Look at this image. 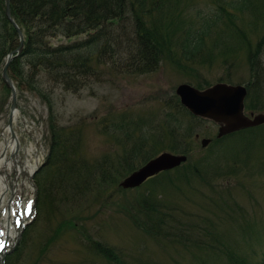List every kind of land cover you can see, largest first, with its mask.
Listing matches in <instances>:
<instances>
[{"label":"rangeland","instance_id":"rangeland-1","mask_svg":"<svg viewBox=\"0 0 264 264\" xmlns=\"http://www.w3.org/2000/svg\"><path fill=\"white\" fill-rule=\"evenodd\" d=\"M153 1L160 3L153 25L162 29L163 38L169 34L171 58L143 74L117 73L109 62L103 82L78 94L55 88L49 100L59 125L71 126L79 137L72 159L88 164L79 173L53 166L41 175L44 197L39 200L38 195L36 216L17 233L19 241L4 264L263 263L264 126L216 143L218 125L195 121L186 109L183 113L174 107L176 90L184 84L199 90L220 82L248 88L257 71L252 68L264 67V0H252L250 9L233 18L240 35L219 9L228 0ZM62 39L52 42L67 43ZM13 43L0 23V51L13 49ZM6 56L0 58V140L11 110V92L1 79ZM16 67L27 63L21 59ZM48 85L42 84L45 91ZM47 100L26 85L18 87L14 130L23 159L26 147L35 145L38 159L34 154L31 159L38 160V167L49 155ZM169 113L181 125L169 124ZM123 119L137 127L130 139L124 128H112ZM188 128L195 131L193 142L186 137ZM203 138L213 139L212 144L202 148ZM134 144L142 157L132 171L164 151L186 154L188 160L140 188L120 191L116 183L109 184L110 163L116 161L123 172L118 179H124L129 172L118 159L127 158ZM103 167L105 193L99 191ZM59 172L65 179L58 184L54 173ZM23 177L19 179L29 187ZM23 198L20 204L26 205L32 188L23 189ZM6 206L1 207L0 224L6 223ZM13 207L17 213L18 205ZM146 215L150 221H144ZM12 221L17 224L18 217Z\"/></svg>","mask_w":264,"mask_h":264},{"label":"trees","instance_id":"trees-1","mask_svg":"<svg viewBox=\"0 0 264 264\" xmlns=\"http://www.w3.org/2000/svg\"><path fill=\"white\" fill-rule=\"evenodd\" d=\"M10 2L13 18L25 31V47L22 55L12 62L9 68L10 76L17 87L26 85L42 98L48 99L49 103V155L44 167L37 174L40 200L45 194L41 175L47 168L58 166L64 172L76 168V173H79L81 168L88 164L72 159L79 137L71 126L59 125L54 103L49 100L55 88L78 94L92 84L103 82V68L109 62L117 73H150L163 59L171 58L169 55L174 52V46L171 47L169 34L165 32L163 38L162 29L153 25V12L158 4L153 0H10ZM251 2L253 1L228 0L225 6L219 8L236 27L238 35L242 29L233 18L236 14L245 13L250 9ZM159 5L160 3L158 7ZM0 23L3 24L6 34L11 35L15 49L19 39L5 16V0H0ZM62 37L67 39V43L52 42L57 38L63 40ZM242 38L245 39L244 33ZM13 49L11 47L9 51ZM9 51L6 53L0 51V58L6 56ZM21 59L27 63V67L23 69L16 67ZM252 69L257 71L254 79L252 78L248 84L246 108L252 112L264 111V88H262L264 67ZM45 82L49 84L48 91L43 89L42 84ZM175 99L174 109L184 113L185 109L176 97ZM167 120L169 124L179 122L172 113L168 114ZM193 120L202 121L195 117ZM120 123L115 121L117 125L112 124V128H124L130 139V134L137 128L136 125L125 124L124 119ZM251 130L225 137V140ZM194 132L188 128L186 137L192 139ZM221 141L223 140L214 142ZM135 147L136 144L127 158L118 159L125 165V171H132L135 162L142 157L136 153ZM110 167L112 173L107 174L110 179L109 184H117L118 177L123 172L117 170L116 161L110 163ZM100 173L99 191L105 193V167L100 169ZM54 178L59 184L60 181H64L65 174L54 173ZM50 184L53 185V181ZM77 185L76 183V188ZM41 202L43 203L42 200ZM149 204L153 206L151 202ZM140 212L144 214L146 208ZM150 220L149 215H146L144 221Z\"/></svg>","mask_w":264,"mask_h":264},{"label":"water","instance_id":"water-1","mask_svg":"<svg viewBox=\"0 0 264 264\" xmlns=\"http://www.w3.org/2000/svg\"><path fill=\"white\" fill-rule=\"evenodd\" d=\"M5 1L6 17L16 29L20 39L19 47L8 54L2 71V79L11 90L12 94L11 114L8 127L11 130L12 138L15 139L16 135L13 131V122L14 114L18 111V95L16 87L9 77L8 69L12 60L18 57L24 49V34L12 17L10 0ZM176 93L180 96L181 103L193 114L210 119L219 125V138L242 129L252 128L264 124V114H259L253 116L252 118L247 117L244 114V101L246 97V89L244 87H233L226 84H218L201 92L184 84L178 87ZM210 142V139H203V147H207ZM186 160V156L164 153L124 179L120 183V187H123L124 189L139 187L147 179L164 170H170L178 167L183 162H186Z\"/></svg>","mask_w":264,"mask_h":264},{"label":"bare ground","instance_id":"bare-ground-1","mask_svg":"<svg viewBox=\"0 0 264 264\" xmlns=\"http://www.w3.org/2000/svg\"><path fill=\"white\" fill-rule=\"evenodd\" d=\"M19 115V111L15 112L14 119L17 120V116ZM3 138L0 140V205L4 204L5 196L8 189H18L19 185L13 186L11 183L15 181L11 178V174L14 173L16 176L26 174L27 176L32 175L37 164L38 157L36 156V147L34 144H30L25 149V160L21 155V141L18 137V133L16 132V139H12L8 136L10 130L8 127H4ZM19 145L20 147H17ZM4 153V154H2ZM9 153L15 154V157H9ZM33 154L37 159L35 162H32ZM17 194L19 192H16ZM1 213V212H0ZM13 213V212H12ZM17 234V230L14 226L9 225V228L6 232L2 233L0 227V246H3V242L7 241L8 246H10L11 242L15 241V237ZM1 258V256H0Z\"/></svg>","mask_w":264,"mask_h":264},{"label":"snow or ice","instance_id":"snow-or-ice-1","mask_svg":"<svg viewBox=\"0 0 264 264\" xmlns=\"http://www.w3.org/2000/svg\"><path fill=\"white\" fill-rule=\"evenodd\" d=\"M3 250V246H0V251H2Z\"/></svg>","mask_w":264,"mask_h":264}]
</instances>
